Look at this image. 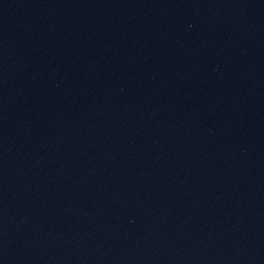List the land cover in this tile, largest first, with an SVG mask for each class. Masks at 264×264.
Here are the masks:
<instances>
[{
	"label": "water",
	"instance_id": "95a60500",
	"mask_svg": "<svg viewBox=\"0 0 264 264\" xmlns=\"http://www.w3.org/2000/svg\"><path fill=\"white\" fill-rule=\"evenodd\" d=\"M0 264H264V0H0Z\"/></svg>",
	"mask_w": 264,
	"mask_h": 264
}]
</instances>
